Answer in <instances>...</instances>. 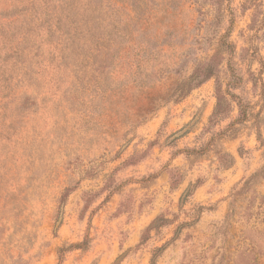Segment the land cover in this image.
I'll list each match as a JSON object with an SVG mask.
<instances>
[{
    "label": "rangeland",
    "instance_id": "1",
    "mask_svg": "<svg viewBox=\"0 0 264 264\" xmlns=\"http://www.w3.org/2000/svg\"><path fill=\"white\" fill-rule=\"evenodd\" d=\"M42 1L0 0L18 13L0 16V264H264V0H103L127 37L102 41L109 73L91 43L69 56L48 37L25 75L10 48L65 28ZM3 80L36 109H5Z\"/></svg>",
    "mask_w": 264,
    "mask_h": 264
},
{
    "label": "trees",
    "instance_id": "2",
    "mask_svg": "<svg viewBox=\"0 0 264 264\" xmlns=\"http://www.w3.org/2000/svg\"><path fill=\"white\" fill-rule=\"evenodd\" d=\"M42 1V0H41ZM53 0H43L42 5L48 6ZM59 12H61L65 16V28L62 30L59 26H56L58 30L57 34L53 27H49L45 29V33L43 34L41 27L39 25L33 27L35 30H27L25 34H23L21 38V42H25L24 46L17 51L18 47L21 45V42L17 44L16 47H11L10 50L15 52V61L18 62L20 65H24L26 67V73L31 70V65L34 58L41 55V49L45 42H48L47 38H56L58 41L57 43H62L65 49L68 51L69 56H77L78 51L81 46L86 44H92L91 49L89 50L87 56L90 55L91 59H93V72H98L99 74L103 72L109 73L110 69L113 67V58L116 57L115 54L104 51H107L105 48V43L102 42L103 40H109L110 42H115L119 44V46H123L125 42H127V37L120 36V41L116 42V38H114L113 33L110 29H107L108 26L111 25L110 22L107 21L106 18V10L105 6L103 5V0H57ZM40 8V6L32 5V12ZM55 10V7H54ZM53 10V11H54ZM24 10H21L20 13H23ZM50 12V11H49ZM52 13V12H51ZM18 15L16 10H7L2 11L0 16L4 19H10ZM34 21L42 20L40 16H36L33 14ZM60 21V25L62 24V20ZM5 26H0V36L4 38L11 34L12 32L9 30L4 29ZM31 28V27H30ZM124 32V29H122ZM125 33V32H124ZM96 43V44H94ZM98 46H103L105 50L97 49ZM94 47V48H92ZM230 46L227 47V49ZM97 49L96 54H91ZM231 49V48H229ZM231 52V50H229ZM101 54V63L97 64L94 59H96ZM105 56V57H104ZM11 57V56H10ZM86 57V56H85ZM19 59V61H18ZM2 65H5V62L2 61ZM235 79V80H234ZM233 79V82L228 84V90L225 92L222 90L220 86L217 87V105L214 111L213 116L211 117V122L214 120H219V117H223L226 115L227 111L229 110V103L227 99V95H231L232 97H236L235 94L232 93V90L236 87L237 83L240 81L238 77ZM204 78H201L200 75L195 74L190 77L183 86V94L186 95L189 93L194 87H197L204 83ZM235 81V82H234ZM7 80H3L2 82V96L1 100L4 101L2 106L7 109L9 105H13L14 109L20 112L19 114H25L30 112L32 109L33 111L37 106V103L34 100V97L24 94V96H10V93L7 92L8 85L5 86ZM240 113L243 118H246L247 111L243 107L241 102H238ZM19 120V119H18ZM18 120L12 119L10 121L9 127L6 128V138L17 134L15 131L16 125L18 124ZM258 140L261 143L262 147H264V138L259 133ZM231 162L227 167L232 165L233 158L230 156ZM70 189H66V193L62 196L61 202H64L65 197L69 194L68 192ZM150 229H154V225L150 227ZM75 247L82 248V245H77ZM61 253V249L59 250Z\"/></svg>",
    "mask_w": 264,
    "mask_h": 264
}]
</instances>
